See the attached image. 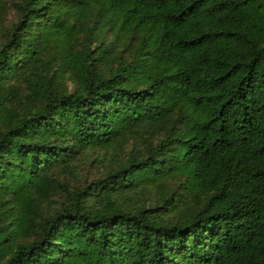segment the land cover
Segmentation results:
<instances>
[{
  "label": "trees",
  "instance_id": "1",
  "mask_svg": "<svg viewBox=\"0 0 264 264\" xmlns=\"http://www.w3.org/2000/svg\"><path fill=\"white\" fill-rule=\"evenodd\" d=\"M0 264H264V0H0Z\"/></svg>",
  "mask_w": 264,
  "mask_h": 264
},
{
  "label": "rangeland",
  "instance_id": "2",
  "mask_svg": "<svg viewBox=\"0 0 264 264\" xmlns=\"http://www.w3.org/2000/svg\"><path fill=\"white\" fill-rule=\"evenodd\" d=\"M103 37V39L107 42H110L112 40V36L111 34H102L101 35ZM91 157H95L96 154L92 155L90 154ZM86 167H84V165L82 166L81 170H80V174L83 177H87V178H93L95 176H98V174L101 172L100 168H92V169H85Z\"/></svg>",
  "mask_w": 264,
  "mask_h": 264
}]
</instances>
